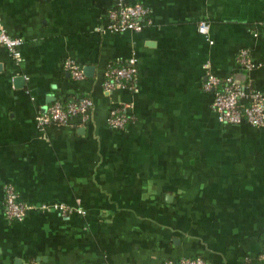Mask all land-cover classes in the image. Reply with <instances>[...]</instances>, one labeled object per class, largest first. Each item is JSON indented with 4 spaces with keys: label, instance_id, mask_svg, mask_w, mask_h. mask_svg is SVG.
<instances>
[{
    "label": "crops",
    "instance_id": "1",
    "mask_svg": "<svg viewBox=\"0 0 264 264\" xmlns=\"http://www.w3.org/2000/svg\"><path fill=\"white\" fill-rule=\"evenodd\" d=\"M127 1L150 8L141 30H108L115 0H0V28L24 40L19 61L0 48V264H264V127L221 123L203 88L209 64L264 99V0ZM132 54L138 91L106 94L108 65ZM68 57L92 73L73 78ZM83 96L87 123L38 127ZM121 102L134 119L115 130ZM7 184L30 206L21 221ZM57 204L71 212L40 209Z\"/></svg>",
    "mask_w": 264,
    "mask_h": 264
},
{
    "label": "built area",
    "instance_id": "2",
    "mask_svg": "<svg viewBox=\"0 0 264 264\" xmlns=\"http://www.w3.org/2000/svg\"><path fill=\"white\" fill-rule=\"evenodd\" d=\"M150 8L146 5L127 0H115V6L108 12V30L123 32L126 30H141L143 23L151 22ZM198 31L210 42V25L202 21ZM24 40L14 37L0 28V48H6L15 60H21L20 48ZM238 61L243 69L249 71L255 67L251 61L249 51L242 49L238 54ZM137 58L135 54L123 62L110 63L104 80V91L111 94L116 89L126 88L132 92L138 91L137 86ZM66 69L73 78L81 80L85 77L83 68L73 59L68 57L64 63ZM205 91L213 93V109L216 111L218 120L226 124L249 123L255 127H264V99L261 94L251 88V84H241L233 76L221 77L215 74L206 65L203 79ZM94 107V101L88 96L74 98L69 101H55L47 106L46 111L38 114L37 125L43 129L50 125H72L73 120L78 119L84 124L90 120V113ZM131 105L121 102L111 109L108 122L111 128L122 130L134 119V115L128 113ZM54 208L62 214H67L69 207L64 204L54 206L42 205L40 209L50 210ZM30 206L18 199L16 187L13 184L5 186V214L9 221H21L26 216ZM264 259V246L261 253ZM164 264H208L202 257L182 258L179 260L169 259Z\"/></svg>",
    "mask_w": 264,
    "mask_h": 264
},
{
    "label": "water",
    "instance_id": "3",
    "mask_svg": "<svg viewBox=\"0 0 264 264\" xmlns=\"http://www.w3.org/2000/svg\"><path fill=\"white\" fill-rule=\"evenodd\" d=\"M92 71H93L92 67L87 66L84 68V73L86 75H89L90 73H92ZM16 81H21V78L20 77L16 78Z\"/></svg>",
    "mask_w": 264,
    "mask_h": 264
}]
</instances>
